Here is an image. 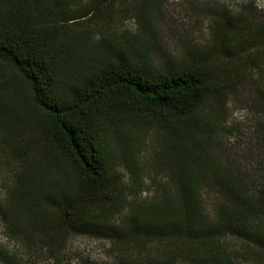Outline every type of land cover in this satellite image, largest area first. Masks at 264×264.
<instances>
[{"label": "trees", "instance_id": "1", "mask_svg": "<svg viewBox=\"0 0 264 264\" xmlns=\"http://www.w3.org/2000/svg\"><path fill=\"white\" fill-rule=\"evenodd\" d=\"M143 2L135 11L156 39L154 6ZM114 3L0 0V148L21 163L0 196L1 220L27 240L109 241L123 264H264V167L251 176L216 143L245 80L238 64L253 48L264 62V21L221 9L207 53L157 64L149 43L105 33ZM137 128L158 129L168 187L131 202L146 186L134 165ZM207 187L222 196L214 216ZM229 240L245 244L243 256Z\"/></svg>", "mask_w": 264, "mask_h": 264}, {"label": "rangeland", "instance_id": "2", "mask_svg": "<svg viewBox=\"0 0 264 264\" xmlns=\"http://www.w3.org/2000/svg\"><path fill=\"white\" fill-rule=\"evenodd\" d=\"M81 1L84 4L88 2ZM137 1L142 6V0H115L109 10L110 24L105 33L118 37L129 34L135 36L138 44L149 43L157 64L163 63L166 58L182 59L199 52L207 53L205 48L215 44L212 35L215 27L214 15L221 9H227L236 16L244 11L247 13L245 16L251 14L257 21H264V0H146L143 4L154 6L152 16L156 24V40L150 39V35L143 29L142 21L138 19L136 11L140 7L136 5ZM260 50L262 48H253L243 56L242 64H238L244 72L245 80L230 96L229 111L216 141L218 153L233 163L238 162L240 168H245L251 176L255 175L257 169L264 167V138L260 133L264 127V62L258 56L262 55ZM249 55L256 59L255 64L247 61L246 57ZM133 131L132 141L141 146L136 152L134 165L146 186L144 192L130 201H149L155 196L157 198L168 187V172L157 154L159 131L147 128ZM34 134L40 135L39 132H33L36 140H32L31 147L41 149V138L37 139ZM112 144L119 151L124 148L116 139ZM118 157L116 167L120 178L127 180L130 173L123 157L120 154ZM20 164L13 153L6 148H0V196L5 202L15 185L16 173L21 169ZM204 199L207 212L211 216L216 215L222 202L221 194L216 189L207 187ZM117 220L121 219L117 217ZM11 229L0 217V264H8L7 261H11V264L120 263L115 260V245L103 239L73 236L61 240L60 243L40 237L27 240L23 233L13 235ZM227 245L237 251L238 258L244 255V243L229 240ZM4 258L9 259L5 262ZM178 264L189 263L182 261Z\"/></svg>", "mask_w": 264, "mask_h": 264}]
</instances>
